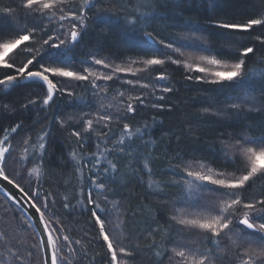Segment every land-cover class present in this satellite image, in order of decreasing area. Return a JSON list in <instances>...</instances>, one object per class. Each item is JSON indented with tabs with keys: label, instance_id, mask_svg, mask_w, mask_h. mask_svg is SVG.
I'll return each instance as SVG.
<instances>
[{
	"label": "snow or ice",
	"instance_id": "1",
	"mask_svg": "<svg viewBox=\"0 0 264 264\" xmlns=\"http://www.w3.org/2000/svg\"><path fill=\"white\" fill-rule=\"evenodd\" d=\"M183 2L186 0H0V25L5 21L12 24L7 31L0 28V97L19 89H40L26 102L4 104L0 110L15 113L19 103L21 111L45 112L65 95L70 103L83 101L84 96L77 97L74 88L101 100L96 111L80 112L74 123L72 117H54L35 139L30 134L20 137L23 123L0 125V193L20 210L22 225H26L23 230H30L33 237L23 249L24 255L19 248L9 247L7 256L0 252V264H79L87 256V246L82 257L76 247L82 240H73L65 218L57 215L55 194L44 187V156L53 124L71 128L70 137L75 138L78 149L95 145L90 153L78 149L69 153L79 186L64 193L62 200L67 215L90 212L97 236L88 243L102 241L106 251L97 255L103 264H135L142 251L139 237L145 233L151 237L145 247L153 250L155 264H163L165 255L169 264H264V195L251 199L243 195L254 179L264 177V118L250 120L251 113H264V56L249 66L248 56L255 55V46L244 42L255 26L264 29V14L239 23L230 18L193 19L184 16ZM118 3L129 7H118ZM101 24L139 35L138 43L148 45L146 58H129L122 65L98 58L95 52L78 50L89 26ZM213 34L222 39L211 40ZM255 38L264 46V32ZM74 64L82 70H73ZM172 65L184 69L186 81L214 86L200 91L226 94L225 107L217 111L248 121L236 125L240 131L219 138V159L224 167L218 170L200 157L185 162L184 157L169 155L165 147L162 155L167 166L155 171L163 141L154 138L149 123L127 122L134 120L129 114L137 111V105L164 108L158 102L173 91L167 73ZM150 72H155L151 83L119 76ZM117 80L121 88L131 86L129 94L126 97L125 91H117L112 98L115 103H105L111 88L107 82ZM137 85L153 91L148 96L132 95L131 89ZM210 110L211 104L203 109ZM113 122H123L122 127H112ZM96 126L101 130L96 131ZM25 131L31 133L32 129ZM144 148L151 151L145 153ZM119 159L126 161L128 170L122 176ZM166 175L171 179H164ZM145 177L147 193L162 198L172 214L163 224L152 217L155 227L146 224L134 247L120 246L107 228L112 222L110 214L119 219L121 212L120 201L111 197L121 180L136 179L144 185ZM174 226H181L175 237ZM192 237L199 240L195 246L188 242ZM3 239L0 233V241ZM89 264L98 262L93 257Z\"/></svg>",
	"mask_w": 264,
	"mask_h": 264
},
{
	"label": "trees",
	"instance_id": "2",
	"mask_svg": "<svg viewBox=\"0 0 264 264\" xmlns=\"http://www.w3.org/2000/svg\"><path fill=\"white\" fill-rule=\"evenodd\" d=\"M16 2L18 3L19 0H16ZM173 3H175V0H173ZM117 6L121 8L129 7L126 3H118ZM181 8L184 10L185 17L190 16L193 19H204L205 17L230 18L239 23L248 18H258L264 14V0H186L181 4ZM176 11L179 12L180 9H176ZM20 22L21 24L24 23L23 13H21ZM11 27L12 24L6 21L0 25V28L4 31L11 29ZM255 29L252 35L244 38L247 46H255V55L249 54L248 56L249 66H252L258 57L264 56V46L259 45L255 38L261 32H264V29L259 26H255ZM216 31L213 30V33ZM209 38L217 42L222 39V37L215 34ZM139 40V35L124 31L119 27H109L102 24L90 25L78 50H82L84 53L95 52L98 58H106L110 62L119 64L124 63L129 58H146L144 53L148 51V45L138 43ZM73 70H82V67L79 64H74ZM167 73L170 76L168 84L173 88V91L163 94L166 99L158 102L163 104L164 108L162 110L155 109L150 104L146 107L137 105V111L129 114L134 116V120L127 121L133 124L136 122L149 123L152 126L154 138L158 142L163 141L159 148L161 155L156 158V163L153 166L154 170L159 172L161 166H167V161L164 160L162 155L165 147L169 149V155L175 154L184 157L185 162H188L191 157H200L208 163V166L214 169L218 170L224 167L223 161L219 159V148L221 147L219 138L222 134L240 131L241 129L236 125L248 121L237 120L229 112L217 111L225 107L226 94L200 91V89H210L214 86L186 81L184 69H177L175 65L169 67ZM154 75L155 72L140 73L137 76H132L129 73L119 74L122 79L139 80L142 83H151ZM98 83L104 84L102 81H98ZM107 83L111 85V88L107 100L104 101L105 103H115L112 98L117 91H125L126 97L129 94L128 89L131 86L121 88L120 80L115 83L111 81ZM251 87L258 88L259 85H252ZM71 90L74 91L77 97L83 95V101L70 103V98L65 95L63 98H59L52 108L40 113H28L19 110V103L26 102L33 93L40 91L36 87L19 89L11 92L10 95L0 97V109L4 104L19 102L16 103L18 110L15 113L0 110V125L8 127L12 123H23L24 129L21 130L20 137L30 134L35 139L40 130L48 127L54 117L65 120L72 117L74 123L79 118L80 112L97 110L101 103L99 98H94L91 92L82 93L81 88ZM152 91V87L142 89L137 85L131 89V94L144 93L148 96ZM156 94L160 95L161 93L157 90ZM209 104L212 105V110L204 112L203 109L209 107ZM169 106H171L170 109ZM262 118H264V113L253 112L250 114V120L253 122ZM122 123L117 125L116 122H113L112 127H122ZM28 128L32 129L31 133L25 131ZM81 128L82 125L76 130H81ZM71 130V128L61 129L59 124H53L52 126V134L46 145L47 151L44 156V187L47 191L55 194V211L57 215L65 218V226L71 230L68 234L73 240H82V245L76 246L82 257L84 245L87 246V256L81 259L79 264H89L93 257L98 264H103L100 256L97 255L106 251V248L102 247V241L93 239L92 243H88L90 237L97 236V230L92 226L94 221L90 218V212H86L84 215H67V210L63 208V194L66 192L71 193L79 186V180L74 171V162L69 156L70 152L78 149L75 138L70 137ZM100 130V127L96 126V131ZM94 150V144L78 149L80 152L87 153ZM141 150L147 153L151 151V148ZM13 155H18V153H13ZM115 157L116 154L114 153L113 158ZM118 164L122 176L128 171L125 167L126 161L119 159ZM30 166L31 164H29ZM12 168L11 158H9V171ZM84 171L87 174V169H84ZM144 179V185H141L139 180L136 179L121 180V186L116 188L111 197L120 201L121 212L119 219H116L115 214H110L109 219L112 222L107 225V228L114 238L119 239L120 246L134 247L137 243V234L146 228V224H153V227H155L152 217L163 224L172 214V209L164 206L162 198L147 193V177ZM164 179H171V176L166 175ZM243 195L249 199L264 195V177L254 179L251 182V187ZM170 198H174V196ZM71 203L75 205L76 200L73 199ZM179 227L181 226H174L173 237H175L176 229ZM24 228H26V225H22L20 210L12 206L11 202L6 201V198L0 193V233L4 234V239L0 241V252H3L6 256L10 255L8 248L11 247L13 250L19 248L21 250L20 254L24 255L23 249L27 248L33 239L30 230L25 231ZM85 233H88V235H85ZM150 239L151 237L147 236L146 233L140 235L139 243L142 251L136 257L135 264H155L153 250L145 247ZM188 242L195 246L199 243V240L197 237H192ZM33 252L32 259L35 261L37 255L34 250ZM0 259H3V257H0ZM163 264H169L168 255L163 257Z\"/></svg>",
	"mask_w": 264,
	"mask_h": 264
},
{
	"label": "rangeland",
	"instance_id": "3",
	"mask_svg": "<svg viewBox=\"0 0 264 264\" xmlns=\"http://www.w3.org/2000/svg\"><path fill=\"white\" fill-rule=\"evenodd\" d=\"M109 62H110V61H109ZM112 63H113V62H112ZM116 64H118V63H116ZM119 64H122V65H123L124 63H119ZM95 67L99 68V66H95ZM104 71H107V70H104ZM29 150L32 151L31 146H29Z\"/></svg>",
	"mask_w": 264,
	"mask_h": 264
},
{
	"label": "water",
	"instance_id": "4",
	"mask_svg": "<svg viewBox=\"0 0 264 264\" xmlns=\"http://www.w3.org/2000/svg\"><path fill=\"white\" fill-rule=\"evenodd\" d=\"M4 183L6 184L7 182L5 181ZM8 187H9V189H10L11 191H13V192H14V191H18V190H16V189H12L11 186H8ZM32 211H34V210H32Z\"/></svg>",
	"mask_w": 264,
	"mask_h": 264
}]
</instances>
